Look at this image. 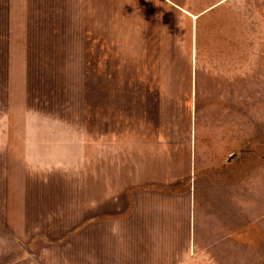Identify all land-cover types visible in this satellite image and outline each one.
I'll list each match as a JSON object with an SVG mask.
<instances>
[{"label":"crops","instance_id":"1","mask_svg":"<svg viewBox=\"0 0 264 264\" xmlns=\"http://www.w3.org/2000/svg\"><path fill=\"white\" fill-rule=\"evenodd\" d=\"M43 2L7 0L8 41H65V0ZM100 3L94 41L123 48L96 94L87 264H210L264 220V0Z\"/></svg>","mask_w":264,"mask_h":264},{"label":"rangeland","instance_id":"2","mask_svg":"<svg viewBox=\"0 0 264 264\" xmlns=\"http://www.w3.org/2000/svg\"><path fill=\"white\" fill-rule=\"evenodd\" d=\"M100 1L65 0V41L12 42L7 0H0V264L89 260L78 222L92 193L96 94L103 104L99 83L109 85L105 71L117 78L119 62L108 52L123 48L94 41ZM257 223L208 251L210 264H264V220Z\"/></svg>","mask_w":264,"mask_h":264}]
</instances>
